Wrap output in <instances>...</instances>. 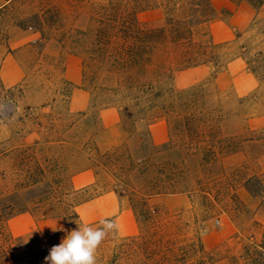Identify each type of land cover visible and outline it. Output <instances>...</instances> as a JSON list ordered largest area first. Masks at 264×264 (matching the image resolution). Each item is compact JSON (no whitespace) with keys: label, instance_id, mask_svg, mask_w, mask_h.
<instances>
[{"label":"rangeland","instance_id":"rangeland-1","mask_svg":"<svg viewBox=\"0 0 264 264\" xmlns=\"http://www.w3.org/2000/svg\"><path fill=\"white\" fill-rule=\"evenodd\" d=\"M150 4L143 25L187 38L177 46L169 37L152 53L150 126L134 101L128 111L121 96L84 90L78 55L21 28L13 14L0 17V190L19 192L29 207L0 233V264H45L78 227L67 205L78 223L117 222L97 264H264V0ZM87 20L67 6V29H85ZM97 85L116 88L105 76ZM149 131L156 143L170 140L168 160L187 186L151 198L152 215L135 212L132 188L94 165ZM28 174L42 181L28 186Z\"/></svg>","mask_w":264,"mask_h":264},{"label":"trees","instance_id":"trees-1","mask_svg":"<svg viewBox=\"0 0 264 264\" xmlns=\"http://www.w3.org/2000/svg\"><path fill=\"white\" fill-rule=\"evenodd\" d=\"M7 1L0 9V17L13 14L14 22L21 28L39 34L43 41H55L66 51L80 57L86 87L84 90L105 97L106 100L121 96L122 100L128 102L125 104L128 111L129 102L134 101V106H139L138 112L144 117L140 120L148 117V126L152 124L154 115L149 117V113L155 101L151 91L153 87L147 81V75L151 73L152 53L160 46L167 47L169 37L173 38L177 46L187 38L179 36L183 35L179 30L172 31L166 26L143 25L140 22V14L152 9L150 0H109L105 3L96 0ZM67 6L75 9L78 17L86 15L87 28L73 31L67 29ZM21 7L25 10L20 14L18 8ZM103 76L114 80L116 88L98 86ZM122 90L131 94L123 95ZM133 142L132 149L125 143L100 154L94 165L112 176L119 185L132 188L131 201L135 212L152 215L148 208L149 200L156 196L184 192L183 189L187 187L186 178L178 164H171L168 160L170 140L156 143L149 131L147 137H138ZM42 176L45 177L44 172ZM24 181L26 185L32 186L42 180L28 174ZM261 182L264 186V182ZM257 191L251 190L255 197H259ZM19 196L17 191L0 190V233H3L7 222L15 215L29 212L28 204H22ZM52 198L56 199L51 195L41 198L36 204L48 203ZM71 209L69 205L64 207L67 217L79 221L78 213ZM0 250L5 252L2 246Z\"/></svg>","mask_w":264,"mask_h":264},{"label":"clouds","instance_id":"clouds-1","mask_svg":"<svg viewBox=\"0 0 264 264\" xmlns=\"http://www.w3.org/2000/svg\"><path fill=\"white\" fill-rule=\"evenodd\" d=\"M68 231L58 245L49 250L45 264H97L96 251L110 233L118 229L114 219L104 218L99 226L81 224ZM53 231H65L63 228L52 227ZM27 243V240L25 241Z\"/></svg>","mask_w":264,"mask_h":264},{"label":"crops","instance_id":"crops-1","mask_svg":"<svg viewBox=\"0 0 264 264\" xmlns=\"http://www.w3.org/2000/svg\"><path fill=\"white\" fill-rule=\"evenodd\" d=\"M7 3H8V1H5V3L1 4V5H0V9H1L3 6H5Z\"/></svg>","mask_w":264,"mask_h":264}]
</instances>
